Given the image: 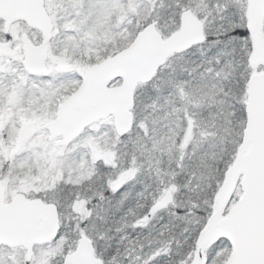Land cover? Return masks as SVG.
<instances>
[{
	"label": "snow or ice",
	"instance_id": "6c2138e0",
	"mask_svg": "<svg viewBox=\"0 0 264 264\" xmlns=\"http://www.w3.org/2000/svg\"><path fill=\"white\" fill-rule=\"evenodd\" d=\"M0 264H264V0H0Z\"/></svg>",
	"mask_w": 264,
	"mask_h": 264
}]
</instances>
